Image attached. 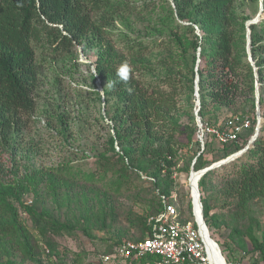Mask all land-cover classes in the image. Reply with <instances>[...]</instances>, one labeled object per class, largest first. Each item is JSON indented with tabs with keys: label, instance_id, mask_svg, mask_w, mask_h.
Returning <instances> with one entry per match:
<instances>
[{
	"label": "trees",
	"instance_id": "16d2710c",
	"mask_svg": "<svg viewBox=\"0 0 264 264\" xmlns=\"http://www.w3.org/2000/svg\"><path fill=\"white\" fill-rule=\"evenodd\" d=\"M172 1L174 6L170 0H152L138 8L132 0H0V264H43V246L50 254L59 253L55 237H77L78 228L89 233L90 218L61 220L46 203L41 183L47 182L45 192L56 203L59 189L84 183L120 195L136 191L146 209L143 214L130 212L127 221L141 235L132 238L129 230H120L114 241L118 245L146 237L148 216L162 210L163 195L172 194L174 170L188 171L195 157L193 169L201 170L247 146L255 118L242 140L221 145L207 134L200 150L195 82L198 74L204 126L223 122L228 115L218 116L225 110L255 116L257 80L264 118V19L249 25L256 76L247 51L249 17L239 9L245 0ZM136 13L141 19H133ZM137 21L144 26L138 28ZM80 48L88 59L90 53L96 57L85 62L86 74L80 73ZM124 63L132 69L127 84L115 75ZM97 76L104 95L96 89ZM70 101L79 106L78 120L86 123L98 104L97 121L109 128L99 147L92 146L94 167L67 160L46 175L18 178L16 141L24 138L29 118L37 110L56 136L65 142L75 139L74 116L66 109ZM192 146H197L195 157L179 168L183 151L188 154ZM219 170L225 172L217 199L212 175ZM199 179L208 228L224 225L245 252H249L247 239L254 251L260 249L255 235L260 224L253 207L256 201L264 202V121L240 155ZM137 180L150 183V199L143 198ZM177 185L180 188L179 180ZM30 190L37 196L26 204L22 197ZM216 200H221L226 213H212ZM97 220L103 225L106 217ZM113 251L110 247L106 253ZM75 255L80 263V253Z\"/></svg>",
	"mask_w": 264,
	"mask_h": 264
},
{
	"label": "rangeland",
	"instance_id": "374dc122",
	"mask_svg": "<svg viewBox=\"0 0 264 264\" xmlns=\"http://www.w3.org/2000/svg\"><path fill=\"white\" fill-rule=\"evenodd\" d=\"M148 1L152 0H132V2L136 4L138 8L139 6H143ZM155 1L158 2V0ZM170 2L173 6L175 5L172 0H170ZM239 9L245 16L249 17L248 21L256 19L257 22L261 19H264V7L262 10H260V4L254 0H245L244 4L239 6ZM134 15L135 16L133 19H141L138 17L139 15L137 13ZM136 26L141 28L144 26V24L140 21H137ZM79 51L80 62L82 63L80 73L86 74L88 71V66L85 65V62H92L96 57L94 54L90 53V59H88L81 48ZM93 68L94 67L91 66L92 72L94 70ZM257 82L258 88L256 87V90L259 94L261 83L258 80L256 83ZM95 83L97 86L96 89H98L99 87L97 82ZM84 88L86 87L84 86ZM47 90L49 89H44V91ZM98 107L99 105L96 104V109ZM66 109L68 110V114L71 117L74 116L73 120L75 126V139L71 140V142L63 141L61 137L56 136L55 132L46 126L41 110H37L29 118L30 122L28 121V127L26 128L24 138L16 141V144L20 145L14 150L15 159L17 165H19L20 171L18 178L20 176L25 177L24 175L26 174L33 175L34 173L46 175L52 171L50 169L57 167L67 160H73L74 162L81 163L86 167H94L95 151L92 146H96L97 148L99 147V144L105 140V134L108 132L109 128H105L102 125L103 121H97L96 116L98 113L96 109L92 110L90 113L87 123L78 120L79 106L74 103V101L67 102ZM230 113L231 112H227L225 110L224 113H222L220 116H217L218 118H223L226 115H230ZM210 117L214 118L212 115H210ZM260 119H262V124L264 118L260 117ZM104 121L109 123L110 119L106 116ZM214 140L218 143L216 139ZM200 148V150L204 149V144H202L201 141ZM194 150H197V146H192L188 154L183 151L182 156L180 157L178 166L179 168L186 166L190 156H194ZM7 165L10 167H8V170H10L11 163L9 160H7ZM191 170L192 166L188 171H178L179 174L177 176L181 184L178 190V201L180 202L181 210L183 211L185 220L190 219V211L187 205V196L189 190L188 179L190 177ZM222 172H225V170H219V172L217 171L212 175L214 185L217 186L213 192V196L216 198V194L217 199L219 197L218 188L221 186L222 182ZM6 176L7 178H11L9 171L6 173ZM199 176L200 173L193 171V180H191V182L194 186L193 192L196 198L199 195V191L196 189V182L198 181ZM143 178L146 179V176L143 175ZM136 183L142 184L140 185V189L141 194L143 193V198L146 195L145 198L150 199L153 192L150 183L147 182L143 184L142 181L139 180H137ZM46 184L47 182L41 183L39 190L45 195L46 203L52 208L56 209V213L60 216L62 221H65L66 218L75 219V221H84L86 220L84 217H86L88 219L90 218L92 223L88 234L84 233L80 228H78L77 237H71L67 234L55 237V240L59 246L58 254H50L49 249L43 246V249H45L42 255L43 264H104L101 257L108 251L110 247H116L114 241L118 239L120 230H129V235L132 238H138L141 235L140 230H137L135 227H130L129 222L127 221V217L129 216L130 212L143 214V211L146 209V205L143 202L144 199L137 195L136 191L131 190L124 195H120L114 191H105L101 185L93 186L90 183H84L83 185L74 186L73 188L70 187L59 189V203H56L53 198L50 197L47 192H45L46 189V191H48ZM200 193L202 195L201 190ZM36 196V192L30 190L28 193L23 195L22 200L26 204L33 203ZM220 204L221 200L218 202L216 200V205L212 213L227 212L226 209L220 208ZM253 209L256 211V216L260 224L259 227H256L255 229V235L260 241L261 248L257 249L256 251L253 250L252 244L247 239L249 252H245L244 249L238 246L231 238V229L224 225H221L220 227L214 226L211 227V229L209 228L214 242L225 256L226 262L228 264H230V260H232L234 264H264V202L256 201ZM100 215H104L106 217L105 224L103 225L100 224V220L95 222V219L99 218ZM27 224L33 230L31 222L28 221ZM126 237H123V239H128ZM224 247H227L225 252H223ZM76 253H80V263L75 261ZM26 264L36 263L26 262Z\"/></svg>",
	"mask_w": 264,
	"mask_h": 264
},
{
	"label": "built area",
	"instance_id": "2783aa9c",
	"mask_svg": "<svg viewBox=\"0 0 264 264\" xmlns=\"http://www.w3.org/2000/svg\"><path fill=\"white\" fill-rule=\"evenodd\" d=\"M255 131L249 138L245 150L254 140L260 116L230 114L223 122L215 125L199 126L198 138L204 144L207 134L213 135L219 144L225 145L242 140L241 135L254 125ZM257 137V136H256ZM241 150V151H243ZM189 177L187 205L190 219L183 220L178 201V170H174V189L170 196L163 195L161 211L147 218L148 233L140 240H125L114 248L112 253L103 254L104 264H211L208 246L204 238V219L199 195H194V186ZM201 178V177H200ZM199 180L196 185L199 186ZM198 208V209H197Z\"/></svg>",
	"mask_w": 264,
	"mask_h": 264
},
{
	"label": "water",
	"instance_id": "95a60500",
	"mask_svg": "<svg viewBox=\"0 0 264 264\" xmlns=\"http://www.w3.org/2000/svg\"><path fill=\"white\" fill-rule=\"evenodd\" d=\"M262 1V3H261ZM263 9V0H260V10ZM256 22V19L255 20H250V21H247V27H248V32H247V39H248V43H247V51H248V54H249V60L252 62V64L254 65V69L256 71V76H257V67L255 66V63H254V60H253V56H252V53H251V45H250V33H251V30H250V27L249 25L251 23H254ZM199 54V52H198ZM200 61V59H198V62ZM97 85H98V90L102 93V95H104V90H103V86L101 85V80L99 79V77L97 76ZM256 87L258 88V82L256 83ZM195 97H196V106L194 108V112H195V115H196V120L198 122V125L202 124V121H201V117L199 116V110H200V107H201V101H200V93H199V75L197 74V77H196V82H195ZM103 99H104V96H103ZM257 113L258 115L262 118V115H261V105H260V101H259V94L257 93ZM261 121L262 119H260V121L258 122L257 124V127H256V134H255V137L253 138V140L256 138V136H258L259 134V131H260V128H261ZM242 153V151H239L237 153H234L232 154L231 156L225 158V159H222L218 162H215L213 164H211L210 166H207L201 170H197L196 173H200L201 176L207 172L208 170H211L215 167H218V166H221L222 164L232 160L233 158H235L236 156L240 155ZM196 157L195 159L193 160V163H192V170L193 169V164L196 162ZM195 171V170H194ZM196 189L199 191V200H200V203H201V206H202V211H203V204H202V201H201V193H200V190H199V186L196 185ZM203 219H204V213H203ZM204 225H205V228L207 230L208 226L206 224V221L204 219ZM209 229V228H208ZM228 264V263H227Z\"/></svg>",
	"mask_w": 264,
	"mask_h": 264
},
{
	"label": "bare ground",
	"instance_id": "6f19581e",
	"mask_svg": "<svg viewBox=\"0 0 264 264\" xmlns=\"http://www.w3.org/2000/svg\"><path fill=\"white\" fill-rule=\"evenodd\" d=\"M203 234L210 253L211 264H227L225 256L214 242L209 229L207 228L206 230V228H204Z\"/></svg>",
	"mask_w": 264,
	"mask_h": 264
},
{
	"label": "clouds",
	"instance_id": "9594fccd",
	"mask_svg": "<svg viewBox=\"0 0 264 264\" xmlns=\"http://www.w3.org/2000/svg\"><path fill=\"white\" fill-rule=\"evenodd\" d=\"M81 50H82V49H81ZM131 72H132L131 67H130L127 63H124V64H122L119 68L116 69L115 75H116V77L119 79L120 82L127 84L128 81H129V79H130ZM92 75H93V76L96 75L95 70H93ZM128 91L131 92L132 89L129 88ZM195 171H196V170H195ZM203 213H204V212H203Z\"/></svg>",
	"mask_w": 264,
	"mask_h": 264
}]
</instances>
